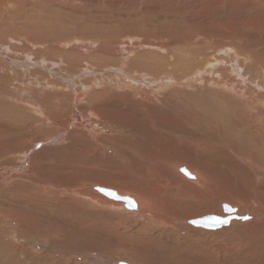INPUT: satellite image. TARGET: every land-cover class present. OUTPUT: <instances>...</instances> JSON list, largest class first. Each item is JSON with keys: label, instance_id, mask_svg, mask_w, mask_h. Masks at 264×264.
<instances>
[{"label": "rangeland", "instance_id": "rangeland-1", "mask_svg": "<svg viewBox=\"0 0 264 264\" xmlns=\"http://www.w3.org/2000/svg\"><path fill=\"white\" fill-rule=\"evenodd\" d=\"M242 1L0 0V264L24 255L28 264H264V144L255 143L264 141V0ZM212 58L214 71H199ZM167 75L177 84L145 80ZM74 111L91 133L77 131ZM239 120L258 132L249 145L237 138ZM134 135L179 160L142 171ZM96 186L129 196L135 210ZM141 195L150 208L138 206ZM223 204L248 220L216 230L187 223L225 217Z\"/></svg>", "mask_w": 264, "mask_h": 264}, {"label": "bare ground", "instance_id": "bare-ground-1", "mask_svg": "<svg viewBox=\"0 0 264 264\" xmlns=\"http://www.w3.org/2000/svg\"><path fill=\"white\" fill-rule=\"evenodd\" d=\"M119 1V0H118ZM166 1V0H165ZM173 0H169V2H172ZM238 2H239V0H238ZM241 3H244V4H247L248 3V1H246V0H244V1H242ZM15 34V33H14ZM28 43V42H27ZM31 45V44H30ZM30 47V46H29ZM33 47V46H32ZM19 48V47H18ZM118 48V47H117ZM17 49V48H16ZM109 50V49H108ZM24 52V51H23ZM1 53H3V52H1ZM22 53V52H21ZM5 54V53H4ZM129 54V53H128ZM111 55V54H110ZM38 56V55H37ZM36 56V57H37ZM81 56V55H80ZM14 57V56H13ZM16 57V56H15ZM14 57V58H15ZM44 57V56H43ZM171 57H173V56H171ZM170 57V58H171ZM35 58V57H34ZM40 58V57H39ZM60 58V57H59ZM201 58V57H200ZM203 58V57H202ZM11 59V58H10ZM173 59V58H172ZM203 59H205V58H203ZM5 60V59H4ZM32 60V59H31ZM31 60H29V61H31ZM116 60V59H115ZM118 60V59H117ZM185 60V59H184ZM18 61V60H17ZM28 61V63H30ZM37 61V60H36ZM56 61V60H55ZM186 61V60H185ZM207 61V62H206ZM203 60L202 61V63L203 62H206V65L204 66V64H202V68L201 69H199V71L200 70H202V69H204V68H208L209 69V71L210 72H213V71H211L212 70V68H213V66H214V61H217V60H215V58H212V60ZM219 61V60H218ZM7 62V61H6ZM16 62V61H15ZM26 62V61H25ZM47 62V61H46ZM32 63V62H31ZM54 63V62H53ZM132 63V62H131ZM153 63V62H152ZM168 63V62H167ZM9 64H11V62H9ZM15 64V63H14ZM41 64V63H40ZM39 64V65H40ZM164 64V63H163ZM172 63H170L169 65H171ZM226 64V63H225ZM44 65V64H43ZM51 65V64H50ZM153 65V64H152ZM175 65V64H174ZM32 66V65H31ZM233 66V65H232ZM8 67V66H7ZM47 67V66H46ZM216 68H217V66H215ZM214 67V68H215ZM228 67V66H227ZM236 67V66H235ZM19 68V67H18ZM17 68V69H18ZM162 68H163V66H162ZM179 68V67H178ZM237 68V67H236ZM211 69V70H210ZM13 70V69H12ZM16 70V69H15ZM14 70V71H15ZM54 70H56L55 68H54ZM143 70V69H142ZM2 71V70H1ZM17 71V70H16ZM15 71V72H16ZM33 71V70H32ZM215 71H217V69L215 70ZM228 71V70H227ZM230 71V70H229ZM3 72H4V69H3ZM21 72V71H20ZM53 72V71H52ZM221 72H223V70L221 71ZM225 72V71H224ZM232 72V71H231ZM235 72V71H234ZM2 73V72H1ZM12 73V72H11ZM197 73H199V72H197ZM204 73H207L206 71H204ZM218 73V72H217ZM201 74V73H200ZM227 74H230L231 75V73H227ZM233 74V73H232ZM235 74V73H234ZM1 75H3V73L1 74ZM0 75V76H1ZM18 75V74H17ZM31 75V74H30ZM33 75V74H32ZM213 75H215L214 73H211V74H209L208 75V77H206V78H209V77H211V79H209V80H213L214 81V83H218V87H219V84H223L224 86H225V88H229V87H231L232 86V81H230L225 75L226 74H224L223 73V75L219 78L220 80H218V81H216V80H214V79H212V77H213ZM220 75V74H219ZM50 76V75H49ZM52 76V75H51ZM141 76V75H140ZM168 76V75H167ZM170 76V77H169ZM168 76V78L167 77H162V76H157V77H153V78H151V79H149L147 76V78L148 79H145V80H147V83H148V81L149 82H153V83H162L161 85H154V86H163V83H168L169 84V82H171L172 80L174 81V83H171L172 85L173 84H177L176 83V81H175V78H174V76L173 75H169ZM199 76V75H198ZM239 76V75H238ZM240 77V76H239ZM33 78V77H32ZM167 78V79H166ZM182 78V77H181ZM202 78V77H201ZM41 79V78H40ZM49 79V78H48ZM90 79V78H89ZM51 80V79H50ZM254 80V79H253ZM27 81V80H26ZM86 81V80H85ZM89 81V80H88ZM139 81V80H138ZM138 81H135L134 82V84H137V82ZM159 81V82H158ZM185 81V80H184ZM187 81V80H186ZM189 81V80H188ZM208 81V80H207ZM53 82V83H52ZM50 81L49 83H52V85L54 84V81ZM77 82V81H76ZM55 83H57V82H55ZM112 83V82H111ZM17 84V83H16ZM92 84H94V83H92ZM119 84V86H121L120 88H123L124 86H122V85H120V83H118ZM131 84V83H130ZM210 84V83H209ZM242 84V83H241ZM246 84V83H245ZM113 85H116V84H113ZM153 85V84H152ZM165 85V84H164ZM215 85V84H214ZM216 85H215V87H216ZM263 85V84H262ZM36 86V85H35ZM93 86V85H92ZM125 86H128L127 84L125 85ZM150 86V85H149ZM166 86V85H165ZM164 86V87H165ZM168 86H170V84L168 85ZM221 86V85H220ZM246 86H248V85H245V87L244 88H246ZM44 87H47V86H44ZM56 87L57 88H60V84H57L56 85ZM61 87H62V85H61ZM89 87V86H88ZM114 87V86H113ZM112 87V88H113ZM128 87H130V86H128ZM133 87V86H132ZM144 87L145 88H148L147 90H149V93L150 94H153L152 93V91H153V89H152V87H148L146 84L144 85ZM173 87V86H172ZM214 87V86H213ZM235 87H236V85H235ZM69 88V87H68ZM78 88H81V87H79L78 86ZM125 88V87H124ZM157 88V87H156ZM166 88V87H165ZM243 88V87H242ZM242 88H240L242 91H243V89ZM41 89V88H40ZM62 89V88H61ZM87 90L88 88H87V86H85L84 85V87L82 88V90ZM128 89V88H127ZM240 89L238 88V90L240 91ZM247 89V88H246ZM263 89V88H262ZM103 90V89H102ZM122 90V89H121ZM120 90V91H121ZM143 90V89H142ZM230 90H235V88H232V89H230ZM83 92V91H82ZM122 92V91H121ZM135 92L136 93H138L137 92V90H135ZM233 92H235V91H233ZM253 92V91H252ZM259 93H260V91H258ZM133 94H135L134 93V91L132 92ZM143 93V94H142ZM238 93V92H237ZM240 93V92H239ZM248 93V92H247ZM262 93V92H261ZM23 94V93H22ZM121 94V93H120ZM131 94V93H130ZM141 94L142 95H144V99L145 100H149V101H152L153 99L150 97V95L147 93V94H144V92H141ZM241 94V93H240ZM239 94V95H240ZM254 94V93H253ZM258 94V93H257ZM21 95V94H20ZM138 95V94H137ZM140 95V94H139ZM242 95V94H241ZM79 96V95H78ZM212 96V95H211ZM210 96V97H211ZM249 96H251V95H249ZM256 96V95H255ZM260 96V95H259ZM264 96V95H263ZM240 97V96H239ZM244 97V96H243ZM246 97V96H245ZM244 97V98H245ZM248 97V96H247ZM109 98V97H108ZM119 98V97H118ZM142 98V97H141ZM189 98V97H188ZM212 98H214V97H212ZM227 98V97H226ZM254 98V97H253ZM261 98V97H260ZM152 99V100H151ZM258 99V98H257ZM256 99V101H258ZM238 100V99H237ZM249 100V99H248ZM252 100V99H251ZM260 100H262V99H260ZM259 100V101H260ZM228 101V100H227ZM258 101V102H259ZM235 102V101H234ZM233 102V103H234ZM247 102V101H246ZM257 102V103H258ZM206 103V102H205ZM211 103H212V101H211ZM261 103H263L264 104V102H262L261 101ZM113 104V103H112ZM187 105V104H186ZM235 105H236V103H235ZM247 105V104H246ZM262 105V104H261ZM183 106V105H182ZM31 107H33L34 109L36 108L37 110H38V112L39 113H42V112H44V111H42V109L37 105V104H32V106ZM263 107H264V105H263ZM45 108V107H44ZM246 108H248V107H246ZM10 109V108H9ZM242 109V108H241ZM243 109H245V108H243ZM4 110V109H3ZM46 110V109H45ZM256 110V109H255ZM52 111V110H51ZM212 111H214V110H212ZM218 111V110H217ZM34 112H36V110L34 111ZM100 111H97V110H95V109H93L92 110V113L94 114V116H99V113ZM74 113H75V115L74 114H72V119L75 121V122H77L78 123V126H79V130H77L79 133H83L82 132V129L83 130H86L87 132H89V133H91L92 132V129H94L95 128V126L94 125H91L90 124V122H89V120H87V119H83L82 117H79L78 116V114L74 111ZM262 113H263V111H262ZM228 114V113H227ZM259 114H260V112H259ZM40 115V114H39ZM214 115V114H213ZM216 115V114H215ZM235 115V114H234ZM252 115H254V114H252ZM261 115V114H260ZM91 116V115H90ZM94 116H92V117H94ZM217 116V115H216ZM250 116V115H249ZM249 116L247 117L248 118V120H250V118H249ZM259 115H257V117H258ZM263 116V115H262ZM44 117V116H43ZM50 117V116H49ZM234 116H232V118H233ZM238 117V116H237ZM255 117V116H254ZM58 118H60V117H58ZM225 118V117H224ZM224 118H223V120H224ZM235 118V117H234ZM242 118V117H241ZM246 118V117H245ZM261 118V117H260ZM43 119V118H42ZM53 119V118H52ZM94 119V118H93ZM214 119V118H213ZM237 119V118H236ZM252 119H253V117H252ZM258 119V118H257ZM47 120V119H46ZM51 120V119H50ZM99 120V119H98ZM161 120V119H160ZM195 120V119H194ZM209 120V119H208ZM211 120V119H210ZM209 120V121H210ZM218 120H219V118H218ZM234 120V119H233ZM238 120V119H237ZM247 120V121H248ZM30 121H31V119H30ZM109 121V120H108ZM179 121V120H178ZM229 121V120H228ZM255 121V120H254ZM262 121H264V120H262ZM261 121V122H262ZM47 122V121H46ZM52 122V121H51ZM211 122V121H210ZM218 122V121H217ZM235 122V121H234ZM239 122L241 123H239V125H242L243 127H244V130L243 131H241V132H244L243 133V135H240L239 134V136L237 137V136H235V137H237L238 139H240L241 141H242V145L244 146V145H246V144H250V143H252L251 142V140L250 139H248L247 138V136L248 135H252L253 137H255V136H257L258 135V132L255 130V129H251V127H249V124L250 123H245V121L244 120H239ZM255 122H258V121H255ZM260 122V121H259ZM258 122V123H259ZM68 123V122H67ZM92 123V122H91ZM182 123V122H181ZM245 123V124H244ZM177 124V123H176ZM214 124H216V123H214ZM235 124V123H234ZM237 124V123H236ZM235 124V125H236ZM261 124H263V123H260V125ZM61 125H63V124H61ZM179 125V124H178ZM211 125V124H210ZM251 125V124H250ZM259 125V126H260ZM175 126V125H174ZM191 126V125H190ZM226 126V125H225ZM242 126L241 127H238V128H242ZM252 126V125H251ZM259 126H258V128H259ZM263 126V125H262ZM261 126V127H262ZM60 127V126H59ZM181 127V126H180ZM214 127V126H213ZM212 127V128H213ZM237 127V126H236ZM253 127V126H252ZM260 127V128H261ZM57 130H58V128L57 127H55ZM184 128H185V126H184ZM235 128V127H234ZM38 129V128H37ZM42 129H43V127H42ZM46 129H47V127H46ZM101 129V128H100ZM137 129V128H136ZM162 129V128H161ZM180 129V128H179ZM193 129V128H192ZM216 129V128H215ZM227 129V128H226ZM232 129H233V127H232ZM52 130V129H51ZM146 130V129H145ZM172 130V129H171ZM182 130H183V128H182ZM222 130V129H221ZM236 130V129H235ZM135 131V130H134ZM136 131H138V130H136ZM176 131V129L174 130V132ZM204 130H202V132H203ZM47 132V131H46ZM171 132V131H170ZM180 132H181V130H180ZM186 132V131H185ZM210 132V131H209ZM235 132V131H234ZM239 132V131H238ZM177 133H179V132H177ZM190 133V132H189ZM236 133V132H235ZM255 133H257V134H255ZM4 134V133H3ZM6 134V133H5ZM11 134V133H10ZM15 134V133H14ZM201 134V133H200ZM206 134V133H205ZM261 134H263L262 133V131H261ZM175 135H177V134H175ZM178 136V135H177ZM233 136V135H232ZM0 137H2V136H0ZM38 137H40V136H38ZM42 137V136H41ZM74 137V136H73ZM133 137V140H129V138H127L129 141H130V145H131V143L133 144V148H138V149H141V150H143V154H142V158H141V162H135L139 167L141 166L142 168H143V170L142 171H144V170H146V169H149V171L148 172H150L151 170H153V169H155V165H162V167H164V168H166L167 167V165H168V163H170L171 161H172V159H173V157H172V159L171 158H168V159H166L164 156H166L165 155V153H162L161 152V150L160 151H155V149L153 148V147H147V146H143V147H141V146H139V142H138V137L137 136H132ZM186 137H188V135L186 136ZM193 137H194V134H193ZM189 138H190V136H189ZM195 138V137H194ZM208 138V137H207ZM256 138V137H255ZM254 138V139H255ZM40 139V138H39ZM79 139V138H78ZM257 139V138H256ZM255 139V143L259 146V144H264V141H259L260 139H262L261 137L259 138V140L257 139L256 140ZM11 140V139H10ZM14 140H17L16 138L14 139ZM42 140V139H41ZM40 140V141H41ZM177 140V139H176ZM7 141V139H5L4 137H2V138H0V143H2V142H6ZM20 141V140H19ZM22 141V140H21ZM44 141V140H43ZM48 141V140H47ZM51 141V140H50ZM192 141V140H191ZM196 141H197V143H198V139H196ZM212 141V140H211ZM216 141V140H215ZM236 141V140H235ZM194 142V141H193ZM233 143H235L234 141H232ZM8 143H9V141H8ZM13 143H15V142H13ZM18 143V142H17ZM215 143V142H214ZM219 143H221V142H219ZM219 143H217V146H220V144ZM229 143V142H228ZM19 144V143H18ZM36 144H38V143H36ZM196 144V143H195ZM221 144H223V143H221ZM235 144H237V143H235ZM16 146V145H15ZM14 146V147H15ZM37 146V145H36ZM38 146H39V144H38ZM56 146V145H55ZM262 146V145H261ZM17 147V146H16ZM29 147V146H28ZM27 147V148H28ZM163 147V146H162ZM19 148V147H18ZM22 148V147H21ZM44 148V147H43ZM130 148V147H129ZM208 148L209 149H213L212 148V146H210V145H208ZM29 149V148H28ZM42 149V148H41ZM263 149V148H262ZM16 150V149H15ZM26 150V149H25ZM46 150V149H45ZM48 151L49 150H51V149H47ZM157 150V149H156ZM260 150V149H259ZM5 151V150H4ZM38 151V150H37ZM41 151V150H40ZM40 151H38V152H40ZM59 151V150H58ZM2 152V151H1ZM10 152H12V150H10ZM26 152V151H25ZM37 152V153H38ZM43 153H44V151H42ZM13 154L14 153H16V152H12ZM22 153H23V151H22ZM21 153V154H22ZM36 153V154H37ZM77 153V152H76ZM35 154V153H34ZM35 154V155H36ZM215 154V153H214ZM16 155V154H15ZM191 155V154H190ZM221 154H219V156H220ZM237 155V154H236ZM173 156V155H172ZM182 156H185V155H183L182 154ZM192 156V155H191ZM215 156V155H214ZM239 156V155H238ZM256 156V155H255ZM254 156V157H255ZM15 157H17V155L15 156ZM19 157V156H18ZM21 158H23V159H26V154H22L21 156H20ZM177 157V156H176ZM184 158V157H183ZM187 158V157H186ZM239 158V157H238ZM7 159H8V157H7ZM6 159V160H7ZM18 159V158H17ZM22 159V160H23ZM178 159V158H177ZM177 159H173V160H177ZM185 159V158H184ZM194 159V158H193ZM240 159V158H239ZM254 159H256V158H254ZM179 160V159H178ZM177 160V161H178ZM9 161H10V159H9ZM8 161V162H9ZM189 161H191V160H189ZM251 161V160H250ZM5 162V161H4ZM7 162V164H10V163H8ZM20 162H22V161H20ZM35 162V161H34ZM186 162H187V160H186ZM251 162H253V160L251 161ZM250 162V163H251ZM6 163V162H5ZM32 163V162H31ZM183 163V162H182ZM185 163V162H184ZM2 164H3V162H2ZM25 161H23L22 162V168H24L25 167ZM171 164V163H170ZM175 164V163H174ZM187 164V163H186ZM190 165V164H189ZM188 165V166H189ZM173 166V165H172ZM178 166V165H177ZM190 166H192V165H190ZM178 169H179V172H181V170L182 171H184L185 169H183V168H179V166L177 167ZM29 169V168H28ZM192 169V168H191ZM49 170V169H48ZM63 170V169H62ZM154 171H156V170H154ZM162 171V170H161ZM185 171H187V170H185ZM258 171V170H257ZM188 172V171H187ZM72 173V172H71ZM182 173V172H181ZM195 173H196V171H195ZM183 174V173H182ZM188 176H186V177H188V178H192V179H190V181H191V183H193L194 184V182H196L197 181V179H196V176H195V174H190L189 172H188ZM198 175V174H197ZM62 176V175H61ZM193 176V177H192ZM259 176V175H258ZM14 177V176H13ZM39 177V176H38ZM56 177V176H55ZM59 177V176H58ZM146 176L144 175V178H145ZM195 177V178H194ZM198 177V176H197ZM33 178V177H32ZM152 178V177H151ZM30 179V178H29ZM10 180V179H9ZM25 181V180H24ZM66 181V180H65ZM39 182V181H38ZM61 182V181H60ZM199 182V181H198ZM30 183H32V184H34V182H30ZM40 183V182H39ZM38 183V184H39ZM51 182H47V184L48 185H50V187H52L53 186V184H50ZM61 183H63V181L61 182ZM209 183V182H208ZM56 184V183H55ZM35 185V184H34ZM42 185V184H41ZM74 185V184H73ZM197 185H198V183H197ZM200 185H201V183H200ZM24 186H25V184H24ZM38 186V185H37ZM196 186V185H195ZM195 186L193 185L192 187H194L195 188ZM43 187H46L45 185L43 186ZM61 187H64V186H62V185H58V188L57 189H54L53 191H57V190H60L61 192H59V193H57V194H59V195H61V194H64L65 192H66V190L65 189H62ZM27 188V187H26ZM49 188V187H48ZM105 189L106 191H109V192H111V191H114V190H112V189H109V188H105V187H99V186H96V188H95V190L96 189ZM47 189V188H46ZM51 190V189H50ZM68 190H69V188H68ZM122 190V189H121ZM176 190V189H175ZM192 190H193V188H192ZM200 190V189H199ZM53 191H52V193H53ZM122 191H124V190H122ZM96 192L97 193H99V194H101L100 192H98L97 190H96ZM117 195H119L120 193L117 191H114ZM131 192V193H130ZM129 193L131 194V195H137V192L136 191H130ZM56 193V192H55ZM23 194V193H22ZM78 194V193H77ZM93 194V193H92ZM186 194V193H185ZM101 195H103V194H101ZM103 196H105V195H103ZM119 196H121V197H126V198H128L130 201H132L133 202V204H134V206H129V207H127L126 206V204L124 203V201L123 202H121V201H115V200H113V199H110V198H108V199H110V200H112V201H115L117 204H120V205H123V206H125L126 208H128V209H130V210H135V208H136V203H135V201L133 200V199H131L129 196H125V195H119ZM142 196V195H141ZM141 196H136V199H137V203H138V206L140 207V208H143V209H148V208H150L151 207V202H150V200L148 199V198H144L143 196L141 197ZM106 197V196H105ZM62 199L64 200L65 198H63L62 197ZM63 200H61L62 202H63ZM59 202V201H58ZM260 206V205H259ZM112 207V206H111ZM231 207V206H230ZM232 209H234V208H232ZM21 210V209H20ZM150 210V209H149ZM258 211V210H257ZM19 213V212H18ZM262 213H263V211H262ZM237 214V213H236ZM235 214V215H236ZM254 215V214H253ZM178 216V215H177ZM236 216H238V215H236ZM251 216V215H250ZM239 217V216H238ZM254 218V217H253ZM153 219V218H152ZM256 219V218H255ZM254 219V220H255ZM21 220V219H20ZM25 220V219H24ZM24 220H22V222L24 221ZM27 220V219H26ZM191 220H193V219H191ZM246 220H248V219H246ZM156 221V220H155ZM190 221V220H189ZM189 221H187V223L189 222ZM154 222V221H153ZM152 222V223H153ZM157 222V221H156ZM164 222V221H163ZM21 224V223H20ZM23 224H25V221L23 222ZM22 224V225H23ZM189 224V223H188ZM21 225V226H22ZM190 225V224H189ZM33 226V225H32ZM171 226V225H170ZM174 226H175V224H174ZM197 228H200V227H197ZM235 228V227H234ZM163 229V228H162ZM177 229V228H176ZM203 229V228H202ZM222 229V228H221ZM55 230V229H54ZM206 230H208V229H206ZM33 231V230H32ZM226 232V231H225ZM30 233V232H29ZM55 235H57V234H55ZM217 235V234H216ZM238 235V234H237ZM19 236V235H18ZM21 236V235H20ZM239 236V235H238ZM240 237V236H239ZM57 238H58V236H56L54 239H51L53 242H56L57 241ZM235 238V237H234ZM233 240V239H232ZM1 254H3V252L1 251L0 252ZM21 253V252H20ZM5 254V253H4ZM3 254V255H4ZM20 255V254H19ZM21 256H23V255H21ZM49 258V257H48ZM48 258H43V259H37V264H48V263H50V261L52 260V259H48ZM8 260V259H7ZM27 260H28V258L24 255L23 256V258L21 259L20 258V261H21V263H19V264H28V262H27ZM13 261V260H12ZM53 262V261H52ZM108 262V261H107ZM6 263V262H5ZM13 264H17V262H15V261H13L12 262ZM2 264V263H1ZM7 264H8V262H7ZM35 264H36V261H35ZM109 264V263H108ZM127 264H128V262H127Z\"/></svg>", "mask_w": 264, "mask_h": 264}, {"label": "water", "instance_id": "water-1", "mask_svg": "<svg viewBox=\"0 0 264 264\" xmlns=\"http://www.w3.org/2000/svg\"><path fill=\"white\" fill-rule=\"evenodd\" d=\"M181 172L188 176V172L187 171H182ZM187 173V174H186ZM102 189V188H101ZM101 189H96L98 192H100L101 194L105 195L107 198L113 199L115 201H121L126 204L127 207H129V199L126 197H121L119 195H117L114 191H106L104 189V191H101ZM108 193H112L113 195H109ZM222 210L223 213L225 214V217H219V216H215V215H208V216H204L201 218H197V219H193L190 220L188 223L194 227H200L203 229H208V230H216V229H220L224 226H227L231 220H246L243 217H247V216H236V209H232V207H230L227 204H223L222 205ZM218 221H227V223H218Z\"/></svg>", "mask_w": 264, "mask_h": 264}, {"label": "snow or ice", "instance_id": "snow-or-ice-1", "mask_svg": "<svg viewBox=\"0 0 264 264\" xmlns=\"http://www.w3.org/2000/svg\"><path fill=\"white\" fill-rule=\"evenodd\" d=\"M187 174V173H186ZM101 191H104L103 189H101ZM109 195H113L112 193H108ZM130 206H134L132 201H128ZM244 219H248V217H243ZM218 223H227V221H218Z\"/></svg>", "mask_w": 264, "mask_h": 264}]
</instances>
